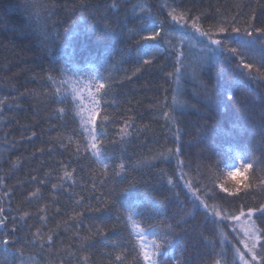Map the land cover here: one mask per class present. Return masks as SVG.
Segmentation results:
<instances>
[{
	"label": "trees",
	"instance_id": "obj_1",
	"mask_svg": "<svg viewBox=\"0 0 264 264\" xmlns=\"http://www.w3.org/2000/svg\"><path fill=\"white\" fill-rule=\"evenodd\" d=\"M26 2L0 0V101H3L0 103V208L3 209L0 219L7 217L0 238L11 233L13 226L18 228L14 235L20 241L26 234L32 239L37 232L38 240L42 237L47 242L49 236L53 237L50 255L40 257L38 248H28L24 264H36V261L40 264H76L80 257H88L87 264H115V257L121 254L127 256L125 264H129L132 261L130 250L140 243L141 234L144 233L146 242H151L152 230L145 233L149 225H155L159 236L165 230L162 220L173 227L180 220L186 223L178 229L180 240L167 248L170 259L190 256L192 264H216V261L227 258L231 264L235 257V264H242L233 246L243 252L249 241H245L243 233L232 226L235 220L226 221L224 225L205 226L203 210L193 208L191 200L196 195L204 198L198 191L203 181L196 174L194 162L201 148L189 146L188 142L204 121L227 125L234 116L247 110L259 122L261 113H264V68L257 65L253 69V74L261 82L241 77L234 106L215 113L210 112L204 103L205 90H213L218 74L230 78L234 65L227 64L221 57L203 67L197 66L195 74L191 68L187 69L181 79L186 93L182 99L199 111L194 109L180 126L186 133L183 135L185 156L181 159L193 161L192 170L185 168L186 175L181 178L175 167L178 161L168 165L153 158L161 151L177 146L168 143L175 140L176 126L172 131L163 128L162 114L157 118L154 107L158 99L163 100L164 90L169 88L166 74L174 71L175 52L172 58L165 59L166 49L171 45H163L162 55L151 65H144L143 61L148 57L139 55L137 49L145 42L136 44L139 36L128 30L142 23L137 17L151 12L168 21L169 32L165 35L171 36L172 44L178 50H187L200 37L190 25L185 29L171 22L168 13L174 8L175 14L188 12L189 20L201 16L202 30L215 32V28L221 26L220 21H227L230 33L231 27L243 31L248 23L264 27V0H90L100 6V14L109 20L115 19L119 8V22L126 25L124 35L107 33L103 38H98L104 27L99 17L92 29H88L86 24L92 21L81 18L83 9L74 8L76 0H54L56 6L51 13L40 7L31 9L33 19L41 25L51 16L48 19L49 44L43 49V31L29 34L24 28L28 16L23 8ZM34 2L50 6L53 0ZM105 2L117 7L106 11ZM66 28L72 31L65 34ZM143 34L139 32V35ZM225 35L227 33H216L214 38ZM181 38L187 43L180 44ZM196 47L199 48L200 44ZM256 55H259L258 51ZM53 65L57 66V71L51 70ZM109 74L118 83L113 86V93L105 98L111 105L105 108L103 102L96 103L99 95L95 93L93 77H108ZM93 113L97 114V125L105 116L108 121H114H104L105 127L99 131L115 140L121 139L116 133L131 118L132 128L128 129L131 135L124 137L123 144L105 145L107 152L91 149L90 143H103L102 137L93 141V125L89 120ZM255 139L258 136H249L247 142L255 143ZM210 144L211 141H207L204 147ZM125 148L127 151L122 158L126 168L119 170L117 176L115 172L121 159L110 160L108 157L116 149H120L116 152L120 156ZM225 150L232 156L236 152L243 155L242 148L235 144L225 145ZM97 156L104 163L98 161ZM150 163L155 167L148 171ZM226 171L219 175L217 183H224L229 188L234 184L240 187L242 191L237 195L251 204L253 196L245 197V192L251 193L252 189H244L245 183H256L251 174L228 178ZM66 173L71 174L70 178ZM130 181L139 183L109 197L111 187H124ZM216 191H219L218 187ZM259 199L264 202V194ZM111 200L116 201V207L112 206ZM149 200L150 205L141 206ZM241 200L235 201L237 209ZM208 203L218 211L221 208L232 210L231 205H223L219 200H209ZM157 206L166 207L165 217L149 219V213ZM117 208L123 214L122 222L116 219L120 214ZM25 212L27 216H23ZM86 237H91V241L85 240ZM113 240L118 243L115 248L112 247ZM89 242L92 246L81 251V245ZM13 247H21V243ZM259 251L260 243H257ZM221 252H226L227 257L217 254ZM245 259L251 261V255H246ZM0 264H4L2 247Z\"/></svg>",
	"mask_w": 264,
	"mask_h": 264
},
{
	"label": "snow or ice",
	"instance_id": "obj_2",
	"mask_svg": "<svg viewBox=\"0 0 264 264\" xmlns=\"http://www.w3.org/2000/svg\"><path fill=\"white\" fill-rule=\"evenodd\" d=\"M174 2V0H173ZM56 6L54 0L50 6H41L34 2V0H27L23 8L25 13L28 14L27 21L24 28L29 34L35 31H43L44 40L42 43V49L47 48L49 44L48 32L50 31L48 25V19L51 18L49 15L44 19L41 25L37 20L33 19L31 9L40 7L42 11L51 13V9ZM168 6V5H165ZM98 5H94L90 0H76L74 3V8L83 9L81 11V18L86 21L91 20L92 23H87L86 27L92 29L93 23L97 22V17L99 21L103 22L104 27L100 32V37L103 38L107 33H112L113 35H124L126 25L120 23L119 8L115 13V19L109 20L105 16L101 15L99 12ZM106 11H111V8L117 7L116 5H103ZM136 6H133L135 8ZM86 13V15H85ZM176 9L168 13L171 17V22L179 25L181 28L190 27L195 31V33L200 37L196 43L191 44L187 50L177 49L175 45L172 44L171 36H166L165 34L169 32L168 21L162 18H158L148 12L144 16L137 17L142 23L136 25L135 28L129 29V32H134L139 36L135 40L136 44H140L144 41L138 49L137 53L142 56H147L144 59V65H151L154 60L162 55L161 48L163 45H171L170 49H166L167 56L165 59L172 58L173 52H175L174 58V71L166 74V81L169 82V88L165 89V96L163 100H157L156 105V117L164 120L163 128H167L169 131L175 130V140L168 141V143H175L177 146L175 148H167L160 152L159 156L154 155V159H159L161 163L172 165L173 161H178L175 165L176 169L179 170L181 178H183L186 173L184 171L187 168L191 171L192 160L181 159L185 156V144L183 142V135L186 134L180 127L184 123V119L195 109L194 105L188 103L187 100L182 99L186 94L181 85V79L187 74V69L191 68L195 74V68L197 66L203 67L209 62L216 60L217 58H223V60L229 64L234 65L232 70V76L226 79L222 74H218L217 79L214 83L212 91L205 90L204 93V103L208 107L210 112H220L227 111L231 109L237 100V91L239 90V82H242L241 77H248L252 82L258 81L256 76L253 74V69L259 66V68H264V27H256L255 25L248 23L243 31L239 27H231L229 33V28L227 26V21H220L219 27L215 28V32L210 30H202L199 21L201 16L188 18V12H180L175 14ZM201 15H204L203 13ZM205 18H207L205 16ZM235 19V18H234ZM234 22V21H233ZM75 23V22H74ZM72 31L71 28H66L64 33L67 34ZM139 32H144L145 34L139 35ZM216 33L225 34L223 38H214ZM232 34H236L233 36ZM59 35V34H58ZM71 39V37H69ZM207 41L204 43L203 41ZM180 44H185L187 41L181 38ZM200 44L197 48L196 45ZM259 53L257 56L256 53ZM187 61V63H185ZM115 67V65H113ZM52 71H57V66L53 65ZM139 71V69H137ZM173 78L174 85L173 86ZM51 79V77H49ZM264 79V77H262ZM95 81V93L99 95V100L96 101L97 104L103 102L105 108L111 106L109 101L105 98L109 97L113 93V86L118 83L116 80L111 78L109 74L108 77L103 75L93 77ZM3 103V101H0ZM90 123L93 125L92 138L93 141H98L99 138H103V143L92 142L90 143V148L97 150L98 152L103 149L104 152L108 151L105 145H120L124 143V137L131 135L128 129L132 128V120L129 118L125 121L124 126L121 127L120 132L116 133L120 136V140H115L110 138L106 133L99 131L100 128L105 127L104 121H108L105 116L101 123L97 125V114L93 113L89 117ZM108 123H114V121H108ZM147 131V129H145ZM241 131L243 135H241ZM252 136L255 139V143L249 144L247 142V137ZM207 141H211V144L204 147ZM189 146L200 147L201 150L196 153L195 163H196V174L203 181L199 192L203 193L204 198L200 195H196L191 203L193 208L197 211L201 209L204 212V224L213 225H224L226 221L235 220L239 221L241 217L245 218L246 221H250L253 225L254 232L250 235L249 242L245 244L247 253L242 252L239 249H235V254L242 262V264H250L248 260L245 259L246 255H251L252 262L256 264H264V202L259 199V196L264 194V113H261L260 121L257 122L253 117L252 113L245 110L239 115L234 116L228 121V124H221L219 121L209 124L204 121L196 129V134L188 142ZM238 145L242 148L243 155L241 152H236L235 156L230 155L225 150V145ZM120 149H116L113 154L108 157L110 160L121 159V163L117 165V171L115 175L119 176L120 171L126 168V163L123 160V155L127 151L125 148L120 152V156L116 155V152ZM96 159L100 161V156ZM239 161V163H237ZM104 163L103 161H100ZM105 168L108 167L107 164L104 165ZM135 168V166H133ZM155 167L154 164L148 165V171ZM226 171V176L228 178L236 177L241 174H251L256 183H245L244 189H252V192H245V197L249 194L253 196V202L251 204L247 203L246 200H241L237 195L242 191V189L235 184L233 187H226L224 183H217L219 175L224 174ZM66 176L70 178L71 174L66 173ZM35 179V177H33ZM2 182V181H0ZM43 183V181H42ZM107 184V181H103ZM139 183L138 181H130L128 185L120 188L115 186L108 190L109 197L114 196L117 192H123L126 187H130L134 184ZM55 187V185H53ZM219 191H216V188ZM226 194V195H222ZM30 195H34L30 193ZM209 200H219L223 205H231V211H225L221 208L219 211L211 207L208 203ZM241 200L240 207L237 209L235 207V201ZM106 203H108L106 201ZM151 201H144L141 205H150ZM162 204L164 202H161ZM113 207H116V201L111 200ZM123 208V205L120 206ZM120 208H117V212L120 213ZM99 210V209H97ZM237 212L239 213L237 215ZM3 214V209L0 208V215ZM28 213H23V216H27ZM137 215H142L137 213ZM166 207L161 208L157 206L149 213V219H154L155 216L165 217ZM7 217L0 219V232L6 227L5 220ZM118 221L122 222L123 214L120 213L117 218ZM164 224V232L162 235H157L155 231V225H149L148 229H145V233L151 229L152 239L148 243L144 241V233L141 234V242L137 246L130 250L132 256V261L129 264H192V258L189 257H174L169 258L167 256V248L173 246L174 242L180 240V235L178 234V229L182 223L186 221L177 220L175 227L168 224L166 220H162ZM18 231L16 226H13L11 233L5 234L0 238V247L3 249V260L4 264H24L23 258L25 255V250L28 248L39 249L37 253L38 256L44 257L50 255V249L53 246V237L49 236L47 242L39 237V232L33 234L32 239H28L26 234L23 241H20L14 234ZM31 229L29 228V234ZM11 235L12 238L9 239L8 236ZM102 235V233H98ZM202 236V234H201ZM203 239H207L203 237ZM85 240L91 241V237H86ZM255 242H252V241ZM21 243V247H13V245ZM112 247H117L118 243L113 240ZM125 243V241H121ZM223 243V241H222ZM257 243H260V251L257 252ZM91 243L82 244L80 250L83 251L86 247H91ZM48 249V251H46ZM127 250V249H126ZM183 251V249H182ZM218 255H223L227 257L226 252L217 253ZM259 257V259H258ZM87 264L88 257H80L76 259V264ZM127 261V256L121 254L115 257V264H125ZM36 264H40V261H36ZM216 264H229L227 258L222 262L216 261ZM231 264H235V257L233 258Z\"/></svg>",
	"mask_w": 264,
	"mask_h": 264
},
{
	"label": "rangeland",
	"instance_id": "obj_3",
	"mask_svg": "<svg viewBox=\"0 0 264 264\" xmlns=\"http://www.w3.org/2000/svg\"><path fill=\"white\" fill-rule=\"evenodd\" d=\"M232 226L234 228H236L238 231H240L241 233H243L244 238H245V241H249L250 235L254 232L252 223L250 221H246L245 218H243V217H241V219L239 221H233ZM145 240H147V239L145 238ZM244 247H245V245H244ZM243 252L244 253H247V249L244 248L243 249ZM249 262H250V264H254L252 262V260L249 261Z\"/></svg>",
	"mask_w": 264,
	"mask_h": 264
}]
</instances>
